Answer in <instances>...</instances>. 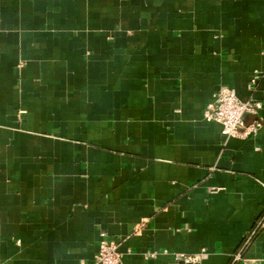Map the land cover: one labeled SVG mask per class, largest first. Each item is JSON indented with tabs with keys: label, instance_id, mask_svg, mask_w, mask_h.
I'll list each match as a JSON object with an SVG mask.
<instances>
[{
	"label": "crops",
	"instance_id": "0c3cea01",
	"mask_svg": "<svg viewBox=\"0 0 264 264\" xmlns=\"http://www.w3.org/2000/svg\"><path fill=\"white\" fill-rule=\"evenodd\" d=\"M223 86L264 96V0H0V264H264V109L225 139Z\"/></svg>",
	"mask_w": 264,
	"mask_h": 264
},
{
	"label": "built area",
	"instance_id": "2783aa9c",
	"mask_svg": "<svg viewBox=\"0 0 264 264\" xmlns=\"http://www.w3.org/2000/svg\"><path fill=\"white\" fill-rule=\"evenodd\" d=\"M254 76L248 85V90L253 92L257 83ZM264 109V96L254 98L251 96L246 101H241L234 89L227 86L220 87L213 96V100L207 103L202 111V118L208 123H217L221 126V134L225 139H250L259 135L263 125L256 120L248 125L244 124V115L259 116ZM164 253H167L166 251ZM155 253L150 252L144 259L154 258ZM187 262L195 263L197 258H188ZM92 264H121V254L118 251V243L108 239L102 233L97 246V253Z\"/></svg>",
	"mask_w": 264,
	"mask_h": 264
}]
</instances>
